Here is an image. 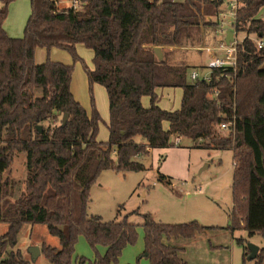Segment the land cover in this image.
Segmentation results:
<instances>
[{"label":"trees","instance_id":"trees-1","mask_svg":"<svg viewBox=\"0 0 264 264\" xmlns=\"http://www.w3.org/2000/svg\"><path fill=\"white\" fill-rule=\"evenodd\" d=\"M13 1L0 0V223L9 225L0 235V264L31 263L15 248L23 227L36 224L58 239V246L40 245L50 264H120L124 248L137 242L138 226L144 233L142 257L150 264H186L181 248L169 241L208 229L197 221L163 224L147 213L138 225L129 215L103 222L88 214L91 187L104 170H143L135 159L169 147L175 136L233 151L232 230L264 237V48L254 41L264 39V20L258 18L264 0H239L237 71L215 70L210 82L190 81L187 66L158 60L154 48L181 46L204 24L202 12L215 13L220 1L82 0L80 9H61V0H30L24 36L11 38L3 25ZM79 45L93 52L92 70L79 56ZM38 48L68 52L74 63L84 64L91 86L105 88L107 142L98 139L102 117L94 100L88 113L72 92L74 66L49 59L38 64ZM164 88L182 89L179 109L160 108L157 90ZM146 96L148 107L142 103ZM65 114L67 122L56 123ZM49 120L54 126L44 127ZM231 120L235 131L225 135L219 127ZM19 153L25 156V188L11 200L14 183L2 177ZM80 236L96 250L94 261H74ZM237 242L244 250L242 264H251L247 241ZM97 246L106 248L104 255ZM253 264H264V246Z\"/></svg>","mask_w":264,"mask_h":264},{"label":"rangeland","instance_id":"rangeland-1","mask_svg":"<svg viewBox=\"0 0 264 264\" xmlns=\"http://www.w3.org/2000/svg\"><path fill=\"white\" fill-rule=\"evenodd\" d=\"M68 6L69 3L66 2L58 3L61 9ZM8 13L5 27L7 32H12L17 36L16 38H22L31 14L30 0H14L9 6ZM258 15L264 20V7ZM202 22H206L204 18ZM213 27L215 29L210 34L206 32L204 25L199 29L196 28L193 39L192 37L184 39L181 46L164 49L168 53H173L170 58H166L170 63L179 60L183 55V61L188 68V79H190V72L194 69L199 70L200 74L206 72L205 66H201L207 65L210 57L207 55L199 57V54L202 55L199 48L210 45L208 41H211L212 35L219 36L218 29ZM225 28H231V25L226 23ZM241 37L242 35H239V38ZM56 51L66 53L69 60H72L70 65L74 66L73 89L76 100L88 110H91L94 100L102 117L98 139L101 142H107L109 102L105 88L98 84L92 86L89 84L82 62L74 63L68 52L60 49ZM78 53L85 65L92 70L93 52L79 45ZM48 59L53 61L52 50L47 51L44 48L36 50L35 60L38 64ZM158 95L161 98L159 93ZM181 96L182 92L177 96L178 102L181 101ZM169 98L171 97L164 96L163 102L167 103ZM147 101L149 106L150 99L147 98ZM63 119L62 115H58L56 123ZM43 125L46 128H52L54 121L49 120ZM136 140L143 141L140 137H136ZM172 142L174 143V138ZM135 161L141 163L144 169L130 172L104 170L100 174L90 190L89 216L100 217L103 222H110L119 221L125 215H129V221L134 224L142 223L141 215L147 213L152 214L157 222L163 224L175 225L197 221L208 229L192 239H179L173 243L174 246L181 248L180 257L186 264H242L244 250L238 244V239H244L248 244L252 243L260 248L264 246L262 235L256 234L249 237L244 229L232 230L234 169L231 149L208 148L199 141L183 137L178 144L154 149L151 154L138 156ZM2 178L3 180L8 178L7 180L14 183L10 188L11 200L24 191L25 156L23 153L15 156ZM8 227V224L0 223V235L4 234ZM42 241L58 245V239L51 236L44 225H26L18 236V245L15 249H21L26 259H31L30 264H50L44 254L39 255L37 260H33L29 253L31 247L41 245ZM143 252L144 236L140 227L137 242L134 245H128L122 256V263L150 264L146 258L142 257ZM76 254L87 262L96 259V250L84 237H81L77 243Z\"/></svg>","mask_w":264,"mask_h":264},{"label":"built area","instance_id":"built-area-1","mask_svg":"<svg viewBox=\"0 0 264 264\" xmlns=\"http://www.w3.org/2000/svg\"><path fill=\"white\" fill-rule=\"evenodd\" d=\"M151 3L154 0H149ZM165 1V0H161ZM160 1V2H161ZM220 1L221 4L219 7H216V11L213 14H205L202 12L204 20L207 22H217L219 23V32L220 34H225L226 28L225 24L229 23L232 28V32L234 35V40L229 44L226 43V39H218L214 42V44L202 46L199 48V51H204L208 53L210 60L205 66V73L200 74L199 70H192L190 72V80L192 82L196 81H205L210 82L213 77V73L215 70H221V72H225L227 69H232L235 73L238 67V57H237V46L242 42V39L239 38L238 33L236 32V17L237 12L240 7L239 0H216ZM60 3L66 2L69 3L70 8L80 9L82 6V0H61ZM57 2V6L58 3ZM257 49L264 48V39L254 38ZM155 49V48H154ZM225 73H222V76H225ZM218 95V91L214 92V96ZM219 129L225 134L230 135L235 131V122L231 120L229 122L222 123ZM174 144H178L181 141L180 136H175Z\"/></svg>","mask_w":264,"mask_h":264},{"label":"crops","instance_id":"crops-1","mask_svg":"<svg viewBox=\"0 0 264 264\" xmlns=\"http://www.w3.org/2000/svg\"><path fill=\"white\" fill-rule=\"evenodd\" d=\"M9 14V13H8ZM9 16V15H8ZM260 16L258 15V18H259ZM7 19H8V17H7ZM7 19L5 20V22H4V25H3V27H4V30H5V32L7 33V35L9 36V37H11V38H16L17 36H15V34L13 35V33L12 32H9V34H8V32H7V30H6V21H7ZM208 23V21L207 22H204V24H202L201 25V27H203V25L206 27V32L207 33H209L210 34V32L213 30V29H215L213 26H215L217 29H218V31H219V26H218V23L217 22H215L214 21V23L213 22H211L212 24H214V25H212L211 24V26H208V25H206ZM208 24H210V23H208ZM208 27V28H207ZM209 29V30H208ZM208 30V31H207ZM232 31V28H226V31H225V34L223 35V33L222 34H220V32H219V36H216V35H212L211 36V41H208V43L211 45V44H214L213 43V41L215 42V41H217L218 39H223V38H225L226 39V35H227V32L228 31ZM238 36H239V34H238ZM19 38V37H18ZM191 39H193V36H192V38ZM207 42V41H206ZM166 47H168V48H175V47H177V46H168V45H165V46H162V47H159L160 49H161V55H162V57H161V59L156 55V53H155V51H154V54L156 55V57L158 58V60H166V61H168L169 62V59L167 60L166 58H170V56H172L173 55V53H168V51L166 52V50H164ZM78 49H79V46H78ZM56 50H58L57 48H53L52 49V54H53V61H55V62H61V63H63V64H65V65H70L71 63H72V60H69V57L67 56V54L66 53H59V52H57ZM149 51V50H148ZM54 52H55V54H54ZM57 52V53H56ZM201 53H202V55H198L199 57H202V56H204V55H207L208 57H209V55H208V53H206V52H202V51H200ZM55 55V56H54ZM170 63V62H169ZM171 64H173V65H180V64H183V65H185V62L183 61V55H181L180 56V58H179V60H177V61H175V62H172ZM186 66V65H185ZM204 66H206V64L205 65H203V66H201V67H204ZM205 68V67H204ZM75 73V72H74ZM88 80V79H87ZM190 80V79H189ZM191 81V80H190ZM73 87H74V74H73V80H72V92H73V94H74V96L76 95L75 94V92H74V89H73ZM181 92H182V89L181 88H164V89H159V90H157V94L159 93L160 95H161V99H160V102H159V106H160V108H162V109H164V110H167V111H175V110H177V109H179L180 108V105H179V103L181 102H178L177 101V96H178V94L180 93V95H181ZM183 93V92H182ZM164 96H167V97H171V98H169V101L167 102V103H164L163 102V99H164ZM182 97V96H181ZM75 98H76V96H75ZM147 98H149V97H143L142 98V103H143V105H144V107H148V104H147ZM181 100H182V98H181ZM87 111H88V113H90V111L91 110H88V109H86ZM169 127V124L168 123H165V128L167 129ZM153 150L154 149H150V151H149V154H151L152 152H153ZM142 223H139L138 225H141ZM140 227L141 226H138V228H137V231L139 232V229H140ZM142 228V227H141ZM143 230V229H142ZM143 236H144V233H143ZM81 237L83 238V236H80L79 237V239H81ZM79 239H78V241H79ZM176 240H172V241H169L170 242V244H172L173 245V243L175 242ZM78 243V242H77ZM77 243H76V245H75V254H74V261L76 262V263H78L77 261V259H79L80 257L76 254V246H77ZM52 245V244H51ZM36 246H38L39 248H40V244H37ZM53 246H58V245H53ZM128 247V246H127ZM127 247H125L124 248V250L122 251V254H121V256L119 257V263L120 264H124V263H122V256H123V254H124V251L126 250V248ZM263 247V246H262ZM261 247V248H262ZM260 248V249H261ZM97 252L100 254V255H104L105 254V252H106V248L104 247V246H97ZM30 253V252H29ZM40 255H41V253H40ZM39 257V256H38ZM37 257V258H38ZM37 258H36V260H37ZM143 258H146V257H143ZM147 259V258H146ZM95 259H93L92 261H94ZM148 260V259H147ZM91 261V262H92ZM149 261V260H148ZM150 263V262H149Z\"/></svg>","mask_w":264,"mask_h":264},{"label":"water","instance_id":"water-1","mask_svg":"<svg viewBox=\"0 0 264 264\" xmlns=\"http://www.w3.org/2000/svg\"><path fill=\"white\" fill-rule=\"evenodd\" d=\"M234 40V35H233V32L232 31H228L227 32V35H226V43L229 44L231 41ZM156 55L161 59L162 55H161V49L159 47H156L154 49ZM67 119H68V114H65L64 116V119H63V124H65L67 122ZM39 129L41 130V127H39ZM248 249H249V252L250 254L248 255L247 257V260L248 261H253L256 259L259 251H260V247L255 245V244H252V243H249L247 245ZM29 252L31 254V257L33 260H36V258L40 255L41 251H40V248L38 246H34V247H31L29 249Z\"/></svg>","mask_w":264,"mask_h":264}]
</instances>
